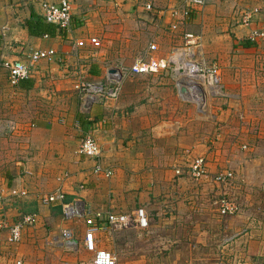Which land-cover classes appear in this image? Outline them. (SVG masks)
Instances as JSON below:
<instances>
[{
    "label": "rangeland",
    "instance_id": "rangeland-1",
    "mask_svg": "<svg viewBox=\"0 0 264 264\" xmlns=\"http://www.w3.org/2000/svg\"><path fill=\"white\" fill-rule=\"evenodd\" d=\"M148 4L151 9L146 8ZM255 9L257 13L259 9L248 0H206L197 9H189L185 0L141 2L123 10L121 17L102 20L99 32L91 36L98 38L99 45L86 41L103 70L107 65H130L141 54L166 60L176 47L194 53L204 67L216 63L222 84L220 94L209 96L207 105L199 107L196 98L180 92L179 83L190 77L172 62L158 72L125 76L115 101L120 110L129 112L124 117L118 114L123 120L119 157L125 164L117 172L129 181L139 180L142 169L150 172L151 164L157 163L159 172L154 192L142 202L136 198L125 210L143 206L149 227H132L128 243L110 237L117 264H264L260 251L264 249V38L252 39L264 26H258ZM249 13L254 16L247 24L244 18ZM238 29L243 35L240 39L235 37ZM188 32L201 36L200 47L186 44ZM242 40H250L255 48L238 50ZM150 43L157 49L149 50ZM254 76L262 82V93L256 96L249 82ZM62 93V99H57L58 106L62 105L58 112L64 113L63 123L72 127L79 95L72 81L65 83ZM81 119L89 123L86 117ZM77 149L72 144L75 161ZM198 156L206 158L209 175L230 170L233 182L217 187L209 177L201 182L190 179L184 169ZM70 165L65 164V172H71ZM178 167L184 172L177 173ZM222 198L234 200L238 212L222 216L217 203ZM4 213L0 208V218L7 221ZM55 217L66 225L64 229H72L76 238L84 234L82 218L65 220L62 213ZM251 239L255 257L247 259L239 250L247 248ZM6 241V260L13 264L10 251H16L17 243ZM75 250L56 241L45 249V262L58 264L64 258V264L72 263Z\"/></svg>",
    "mask_w": 264,
    "mask_h": 264
},
{
    "label": "crops",
    "instance_id": "crops-1",
    "mask_svg": "<svg viewBox=\"0 0 264 264\" xmlns=\"http://www.w3.org/2000/svg\"><path fill=\"white\" fill-rule=\"evenodd\" d=\"M43 1L58 3L60 0H0V56L8 60L25 59L33 50L48 48L56 49L62 56L60 60L52 57L38 61L29 78L22 79L15 85L9 82L5 70H0V190L6 194L11 189L25 192L17 202L5 205L4 214H7L5 217L9 225L23 214H37L36 222L23 230L21 240L15 244L16 251H10L13 264L18 259H22L24 264H47L45 249H49L51 243H56L55 240L66 226L55 217L62 213L60 205L42 202L41 198L45 194L60 186L68 200L83 197L95 209L127 212L125 210L130 207L129 203L134 205L136 198L142 202L150 191L154 192V184L158 179L155 174L159 172L157 163L151 164L150 172L146 168L142 169L144 171L136 181L123 180L122 174L117 172L125 164L119 157V128L123 120L118 114L124 117L129 113L120 110L117 102L95 104L87 118L89 123L82 121L81 117L84 115L77 108L72 118V127L63 123L64 113L60 110L58 112V107L61 109L62 105L58 106L57 103V99H62L64 95L62 90L66 82L72 81L75 88V79L80 72L95 77L102 75L104 70L86 42L99 32L97 27L102 24V20L116 15L121 17V12L132 5L154 0H69L75 18L72 29H57L53 36L32 35L26 21L38 16L42 18ZM248 1L259 9L255 14L259 19L258 26H264V0ZM236 31L238 33L235 37L242 38L243 35L239 34L241 30ZM243 41L237 45L238 50L255 48L254 44L245 47ZM75 42L80 44L76 55L72 50ZM249 82L253 86V96L262 93L259 78L254 76L249 78ZM103 118H108L111 123L104 126L94 124ZM77 122L80 127L76 126ZM88 132L94 135L102 147L105 164L114 168L110 178L94 173L93 161L79 153L76 155L77 160H74L72 144L77 149L83 135ZM69 162L72 163L68 167L71 172L67 173L64 168ZM178 179L180 178H177L179 182ZM80 184H84L82 189ZM128 229L121 232L102 229L97 234V246L112 251L118 257L109 241L110 237L128 243V235L134 230ZM4 230L0 229V264H9L6 260L9 255L6 238L9 235L8 230ZM77 242L78 248L71 255L73 262L67 264H90L92 254L84 248V234L77 238ZM253 245L255 241L251 239L247 248L239 252L247 259L254 258ZM60 249L62 254L64 250ZM260 251L264 260V249L261 248ZM63 259L58 264H64Z\"/></svg>",
    "mask_w": 264,
    "mask_h": 264
},
{
    "label": "built area",
    "instance_id": "built-area-1",
    "mask_svg": "<svg viewBox=\"0 0 264 264\" xmlns=\"http://www.w3.org/2000/svg\"><path fill=\"white\" fill-rule=\"evenodd\" d=\"M176 1V0H168ZM188 8L202 6L206 0H185ZM42 18L45 22L54 24L58 30L67 31L73 28L75 25V18L71 11V5L69 0H60L58 3H50L43 1L42 4ZM147 9H151L150 4L146 6ZM254 10V15L256 14ZM174 13H177L174 10ZM249 13L244 18L245 23L251 22V18L254 16ZM264 38V31L255 32L252 39ZM186 44L189 47H200L201 36L188 32L185 35ZM90 42L93 45H99L97 37H92ZM80 44L78 42L73 43V53L78 54ZM149 50L154 51L157 49L155 43H150ZM181 48L173 47L171 54L167 56L166 60L151 56L145 58L144 56H138L135 61L130 65L123 63L120 66L107 65L102 75L95 77L89 75L86 72H80L75 79V90L77 91L80 99L79 112L86 118H89L92 108L95 104H109L118 100L121 94L123 80L129 73L134 74H147L158 72L161 68L168 67L172 62L176 64L177 70L183 69L189 79H193L196 86L200 87L204 92V98L206 99L204 105H207V98L209 96H218L222 91V84L218 80V65L213 63L209 67H204L200 61L194 58V53L190 54L189 50H183ZM189 51V52H188ZM58 58L62 56L56 49H37L30 52L25 59L18 58L14 60H8L4 56H0V70L4 69L9 82L13 85L17 84L20 80L29 78L32 73L35 63L42 59ZM1 72V71H0ZM185 77V76H184ZM188 78V77H187ZM207 83V86L201 83ZM199 107L201 99L197 101ZM110 120L103 118L100 121L94 123L99 126L108 125ZM77 127L80 124L76 123ZM96 125H94V129ZM78 153L93 161L92 170L96 174H102L103 176L110 178L114 173V168L110 165H106L104 162L103 149L99 145L97 139L91 132L85 133L81 139ZM186 171L190 179L201 182L203 179L208 178L217 186L233 182L234 176L230 170L218 172L214 175H209L207 169V162L204 156H198L190 160L187 164ZM181 167L176 169L177 173L181 172ZM183 171V170H182ZM183 171V172H184ZM83 184L80 188H83ZM25 192L11 189L9 193H5L0 190V208H4L6 204L17 202L24 196ZM45 204H59L62 210V216L65 220H75L76 218H82L84 220V248L91 252L93 264H117L116 255L107 249L99 248L97 246V234L104 228L111 232H117L128 228L136 227L140 229H146L150 225L149 215L143 206L137 207L130 212H117V211H105L101 209H95L90 206L83 197H73L68 200L66 193L59 186L55 190L45 194L41 198ZM218 203V211L222 216H228L236 214L239 210L238 204L230 198H222ZM35 213L23 214L18 220L12 224H7V221L2 217L0 219V226H6L9 230V241L11 243H18L22 238L23 230L33 225L36 222ZM4 219V220H3ZM56 241L60 245H65L70 249H77L78 242L75 237V232L70 228H65L61 231V234L57 237ZM14 264H24L22 259H18Z\"/></svg>",
    "mask_w": 264,
    "mask_h": 264
},
{
    "label": "trees",
    "instance_id": "trees-1",
    "mask_svg": "<svg viewBox=\"0 0 264 264\" xmlns=\"http://www.w3.org/2000/svg\"><path fill=\"white\" fill-rule=\"evenodd\" d=\"M26 25L29 28V32L32 35L41 36V35H51L55 34L57 27L54 24L47 23L43 21L41 17L31 18L26 21ZM245 47L253 46V42L250 40H245L242 42Z\"/></svg>",
    "mask_w": 264,
    "mask_h": 264
},
{
    "label": "bare ground",
    "instance_id": "bare-ground-1",
    "mask_svg": "<svg viewBox=\"0 0 264 264\" xmlns=\"http://www.w3.org/2000/svg\"><path fill=\"white\" fill-rule=\"evenodd\" d=\"M183 50L181 49L180 52ZM180 82V81H179ZM180 92L190 99L196 98L197 101L201 99V105L205 106L204 103L206 99L203 95V90L200 87L196 86L193 79L187 78L186 81L182 80L179 83ZM184 89V90H183Z\"/></svg>",
    "mask_w": 264,
    "mask_h": 264
},
{
    "label": "water",
    "instance_id": "water-1",
    "mask_svg": "<svg viewBox=\"0 0 264 264\" xmlns=\"http://www.w3.org/2000/svg\"><path fill=\"white\" fill-rule=\"evenodd\" d=\"M184 90V89H183Z\"/></svg>",
    "mask_w": 264,
    "mask_h": 264
}]
</instances>
